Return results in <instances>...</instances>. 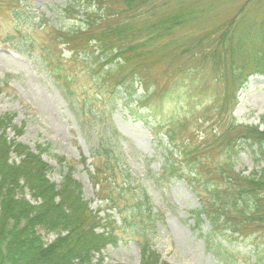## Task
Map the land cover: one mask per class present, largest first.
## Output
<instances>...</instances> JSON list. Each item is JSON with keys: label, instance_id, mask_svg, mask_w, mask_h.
I'll list each match as a JSON object with an SVG mask.
<instances>
[{"label": "rangeland", "instance_id": "rangeland-1", "mask_svg": "<svg viewBox=\"0 0 264 264\" xmlns=\"http://www.w3.org/2000/svg\"><path fill=\"white\" fill-rule=\"evenodd\" d=\"M76 1L0 0V114H14L15 122L26 121V131L19 141L30 147L35 141L49 142L56 153L71 162V175L80 183L83 198L89 207L99 209L102 219L110 214L117 217L103 206L105 202L101 204L100 185L103 191H115L114 186L122 185L123 180L119 168L113 172L107 169L103 156H90L100 136H112L116 154L124 159L123 167L145 188L151 204L162 214L152 240L162 260L168 264H224L205 251L193 227L191 211L200 208L206 184L223 187L228 179L225 177L234 176L235 171L247 174L261 166L253 160L255 147L236 136L246 126L264 129V75L248 73L245 83L235 88L237 81L225 76L222 62L240 66L242 57L229 55L227 50L243 46L248 35L255 50L264 54V43L254 39L264 32V0H163L151 8V4L143 5L140 13L147 8L149 11L139 17L134 16L136 4L129 9L122 0L99 4ZM183 7L180 14L191 18L184 17L183 25L152 39L142 52L137 50V62L144 69L122 73H126V80L135 79V96L143 95L139 105L130 101L125 105L124 93L113 92L114 75H102L96 81L101 60L92 56L95 64L89 73L86 54V61L78 54L77 60L84 62L77 63L73 43L58 38L70 29L85 31L86 15L92 16L90 30L96 32L110 23L119 31L126 22L134 30L155 18L178 13ZM13 11L36 17L35 22L42 18L46 24L38 28L33 22L15 26ZM150 12L154 14L151 18ZM96 15L102 17L97 19ZM131 27L114 43L138 47L141 42L130 35ZM8 35L17 42L20 35L30 38L34 56L16 52L4 43ZM93 49L97 54L96 47ZM47 53L70 77L73 98H65L43 70L38 56L47 57ZM261 60L264 65V58ZM244 68L245 73L250 71L249 64ZM148 113L153 119H144ZM166 132L171 133L175 150L168 144ZM9 135L13 137L12 132ZM234 138L235 148L227 146ZM178 150L186 151L182 158ZM166 151H173L177 160L171 172L163 169ZM11 157L15 159L14 154ZM190 157L200 162L195 177H188L180 164ZM47 162L56 167L50 159ZM59 171L57 166L49 172L50 180L57 185L62 180ZM25 197L34 202L28 194ZM238 220L230 209L227 220L219 225L225 235L220 234L222 245L236 258L233 264H264V226L247 223L233 228L231 223ZM206 226L207 222L201 228ZM114 232L116 242L107 244L96 256L100 264H138L135 242L121 230ZM43 236L45 241L54 237L52 233Z\"/></svg>", "mask_w": 264, "mask_h": 264}, {"label": "trees", "instance_id": "trees-1", "mask_svg": "<svg viewBox=\"0 0 264 264\" xmlns=\"http://www.w3.org/2000/svg\"><path fill=\"white\" fill-rule=\"evenodd\" d=\"M88 1L99 4L111 0ZM162 1L122 0V3L129 9L136 4L134 16L139 17L146 14L153 4ZM146 4L151 5L145 12L140 13L143 5ZM183 10L184 7L173 15L155 18L145 25L136 26L134 30L126 22V27H121L119 31L112 23L103 26L98 32L90 30L92 16L86 15L85 31L70 29L64 33L65 36L58 38L66 39L68 44L73 43L75 50L73 59L77 63L86 61V56L89 58L90 62L87 65L89 73L93 72V64H95L91 61L92 56H95L97 61L101 60L100 71L94 77L96 81L100 80L102 75L105 77L114 75L113 92L116 95L120 92L124 93L125 105L128 101L139 105L142 104L140 99L142 100L143 95L139 96L140 99L135 96V79L126 80V73H122L144 69L141 63L137 62V56L140 55L137 50L142 52L152 39L160 37L175 26H181L185 18H191L192 15H185L184 18L180 14ZM189 12V14L193 13V11ZM153 15V12H150L149 17ZM11 16L15 26L33 22L38 28L46 24L42 18L35 22L36 17L32 19V16L23 15L18 11H13ZM96 17L100 19L102 16L96 15ZM97 19L95 18L94 21ZM129 27L133 30L130 35L141 42L140 45L134 47L132 44L124 45L123 42L115 44L119 35L124 36ZM20 36V42L9 35L3 42L9 44L16 52L34 56L33 41L25 35ZM125 37L128 38L127 35ZM254 39L264 43V32L254 36ZM93 40L95 42L92 44ZM250 42L248 35L244 39L243 46L227 50L229 55L242 57L243 62L240 66L236 64L229 66L230 62H222L225 76L228 75L232 81H237L235 88L245 83L248 73L264 75V65L261 60L264 54L258 53L255 44ZM94 47L97 49V54H94ZM78 54L83 60H77ZM38 58L43 70L65 98H73L74 91L69 84L70 77L61 71L60 62L50 59L49 53L47 57L38 56ZM248 64L250 71L245 73L244 67ZM227 69L230 72H227ZM117 86L121 91L116 88ZM233 87L231 83V89ZM79 113L82 115L81 111ZM148 117L153 119L151 113L146 114L144 119ZM25 131V120L15 122L14 114H0V264H91L95 258L97 260L94 263L100 264L96 256L107 244L116 242L118 237L114 232L116 229L127 234L130 240L135 242L139 256L138 264H168L162 260L152 243L157 233V223L162 221V214L151 204L145 188L136 183L128 169L123 167L124 159L116 154L115 139L112 136H100V143L97 147H92L90 156L91 158L103 156L107 169L113 172L112 169L119 168L123 180L122 185L114 186L115 191L113 189L103 191L100 185L98 197L101 199V204L105 202L103 206L113 211L117 217L114 218L110 214L108 218L102 219L98 214L99 209L89 207L88 202L83 198L80 183L71 175V162L56 153L49 142L35 141L33 147H30L19 141V137ZM9 132L13 133V137H10ZM165 136L168 144L175 150L171 133L166 132ZM236 138L246 139L250 146L255 147L252 151L253 160L261 165L260 168L247 174L235 171L234 176L225 177L228 179L224 181L223 187L213 183L206 184L204 188L206 197L201 200L200 208L191 211L193 227L199 233L205 251L224 264L229 262L233 264L234 259L236 260L234 254L222 245L224 239L221 235H225L219 229L223 219L227 220L230 209H233L239 218L238 222L231 223L233 228L244 227L247 223L248 225L252 223L257 228L264 226V129L259 130L258 126H246L239 130ZM236 138L232 140L234 143H227V146L235 148ZM178 151L179 157L182 158L186 151ZM11 154L15 155V159H12ZM49 159L56 164V167H60L62 180L58 185L50 180L49 172L56 167L47 162ZM176 162L174 152L166 151L163 169L171 172ZM180 164L188 172V177L190 174H193V177L197 175L199 159L190 157ZM229 166L232 170L233 164L230 163ZM133 181L137 185L133 184ZM100 192L104 194L99 195ZM25 194H28L34 202L27 199ZM206 222L207 226L201 228ZM40 231L46 235L52 233L54 237L45 241Z\"/></svg>", "mask_w": 264, "mask_h": 264}]
</instances>
